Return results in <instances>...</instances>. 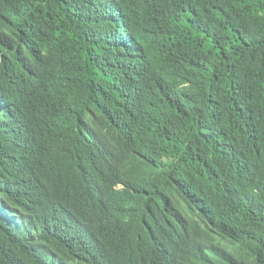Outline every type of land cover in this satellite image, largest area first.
Wrapping results in <instances>:
<instances>
[{
	"label": "trees",
	"instance_id": "trees-1",
	"mask_svg": "<svg viewBox=\"0 0 264 264\" xmlns=\"http://www.w3.org/2000/svg\"><path fill=\"white\" fill-rule=\"evenodd\" d=\"M0 264H264V0H0Z\"/></svg>",
	"mask_w": 264,
	"mask_h": 264
}]
</instances>
